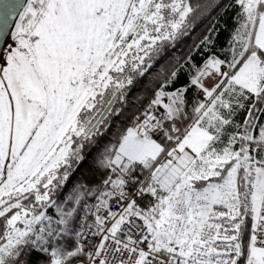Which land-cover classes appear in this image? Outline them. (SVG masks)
Masks as SVG:
<instances>
[{
	"label": "snow or ice",
	"instance_id": "1",
	"mask_svg": "<svg viewBox=\"0 0 264 264\" xmlns=\"http://www.w3.org/2000/svg\"><path fill=\"white\" fill-rule=\"evenodd\" d=\"M0 264H264V0H0Z\"/></svg>",
	"mask_w": 264,
	"mask_h": 264
}]
</instances>
